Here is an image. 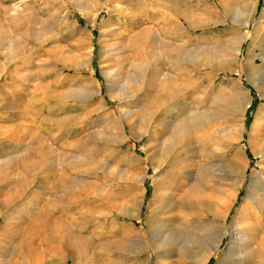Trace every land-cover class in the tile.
Returning <instances> with one entry per match:
<instances>
[{
  "label": "rangeland",
  "instance_id": "374dc122",
  "mask_svg": "<svg viewBox=\"0 0 264 264\" xmlns=\"http://www.w3.org/2000/svg\"><path fill=\"white\" fill-rule=\"evenodd\" d=\"M252 60L264 0H0V264H264Z\"/></svg>",
  "mask_w": 264,
  "mask_h": 264
},
{
  "label": "bare ground",
  "instance_id": "6f19581e",
  "mask_svg": "<svg viewBox=\"0 0 264 264\" xmlns=\"http://www.w3.org/2000/svg\"><path fill=\"white\" fill-rule=\"evenodd\" d=\"M136 3V2H135ZM145 5V4H144ZM108 7V6H107ZM137 7V6H136ZM135 7V8H136ZM103 8H104V4H101V6H100V8H99V11H102L103 10ZM107 9V8H106ZM111 10V9H110ZM136 10H139V9H136ZM107 11V10H106ZM111 12V11H110ZM110 12H108V13H110ZM120 14V13H119ZM127 16V15H126ZM238 16V15H237ZM133 18V17H132ZM135 18V17H134ZM124 19V18H123ZM137 20V19H136ZM93 24L95 23V22H92ZM242 25L247 29V28H249V25H250V23L248 22V20H242ZM124 38V37H123ZM129 41H130V43H131V46H132V44H133V41H134V37H132V38H130V39H128ZM240 41V40H239ZM135 42V41H134ZM238 44V43H237ZM56 59V58H55ZM194 59H195V57H194ZM58 61V60H57ZM118 61V60H117ZM122 61V60H121ZM123 62V61H122ZM127 62V64L130 62L128 59H124V63H126ZM120 63V62H119ZM122 64L121 63V65L120 64H118V66L117 67H119V65L121 66V67H125V65L126 64ZM254 60H252V62H251V64H249L248 65V67L246 68L247 70H248V72L251 74V76L252 77H258V78H264V76H263V72H262V70H258L257 68H255L254 67ZM131 64V63H130ZM123 67V68H124ZM122 69V68H121ZM119 76V75H118ZM2 77H5L4 75L3 76H0V83H1V78ZM257 90H259V86L257 85ZM1 92V91H0ZM10 95V97H12L13 98V96L11 95V94H9ZM260 97L262 98V99H264V93H261L260 94ZM14 100H12V102H13ZM12 106V105H11ZM249 107V104H247V106H246V109ZM5 110H6V107H5ZM4 112V111H3ZM3 112L0 110V124H3V125H5V123H7L8 121H9V119H11V118H8V117H6L5 116V114H3ZM14 112V111H13ZM4 116H3V115ZM11 114V113H10ZM19 115V114H18ZM21 118V117H20ZM14 119V118H13ZM15 120V119H14ZM16 122V121H15ZM12 128V127H11ZM11 132V131H10ZM218 132H220V135L223 137V138H227V136H228V131H226L225 129H219V131ZM10 134V133H9ZM16 134V133H15ZM15 134H14V136H15ZM5 134H3V132H2V128H0V137H3ZM6 135H8V134H6ZM13 136V135H12ZM12 136H10V137H12ZM5 138V137H4ZM256 150L254 149L253 150V152H255ZM262 154L263 153H256V157H260V156H262ZM54 209V207H52V210ZM181 210V209H180ZM51 212V211H50ZM50 215V216H49ZM48 215V220H46V222H45V224H49V225H53V226H57L59 223H58V221L56 220L55 221V218H54V216H55V212L53 213H51V214H49ZM247 217V216H246ZM261 217H262V215L260 214H258V216H257V219L258 220H261ZM172 220V219H171ZM166 221V220H165ZM171 222V221H170ZM175 222V221H174ZM234 228H235V226H234ZM155 230H156V232L158 233V237H160V238H162V236H163V233H165V232H168L169 233V235H171V236H173L174 234H175V232H176V230H177V228H175L172 224H171V226H166L165 224H164V222H160L157 226H156V228H155ZM168 230V231H167ZM235 231V234L232 236V243H234V242H237V243H252V241L254 242L256 239H257V241H258V243H262V245H259V246H256V248H255V254L257 255V256H259L260 258H264V226H252V227H248V228H238V229H235L234 230ZM178 232V231H177ZM47 233V232H46ZM231 243V242H230ZM232 245V244H231ZM234 246V245H233ZM205 259V257H204V255H201L200 257H198V260H200V261H203Z\"/></svg>",
  "mask_w": 264,
  "mask_h": 264
}]
</instances>
